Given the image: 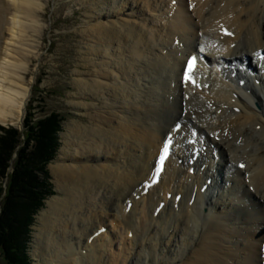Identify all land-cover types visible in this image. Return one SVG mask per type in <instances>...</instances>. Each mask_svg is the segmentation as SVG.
I'll list each match as a JSON object with an SVG mask.
<instances>
[{"label": "bare ground", "instance_id": "6f19581e", "mask_svg": "<svg viewBox=\"0 0 264 264\" xmlns=\"http://www.w3.org/2000/svg\"><path fill=\"white\" fill-rule=\"evenodd\" d=\"M80 1L89 9L83 60L92 72L75 71L83 100L73 104L88 111L90 96L98 105L92 125L65 124L63 159L53 167L63 196L37 216L35 258L97 264L108 254L116 264L141 241L137 260L264 264V0ZM45 2L0 0V123L23 114L35 50L27 32L41 27ZM200 52L197 84L182 80L186 57Z\"/></svg>", "mask_w": 264, "mask_h": 264}, {"label": "rangeland", "instance_id": "374dc122", "mask_svg": "<svg viewBox=\"0 0 264 264\" xmlns=\"http://www.w3.org/2000/svg\"><path fill=\"white\" fill-rule=\"evenodd\" d=\"M89 9L80 0H47L41 11L39 12V21L41 27L37 32L29 30L27 32V42L34 46V53L30 55L27 73L25 74V84L29 87V97L21 118L15 122L0 123V125H15L23 127V122L28 113L34 112L35 117H43L52 111L59 112L62 115V128L59 132L60 146L56 157L49 163L50 181L53 183L54 194L45 200V205L35 215L34 223L31 225L30 240L27 252L32 260V264H41L33 254V243L35 226L37 225L38 214L47 206V201L53 196H63L61 190H58L55 181L53 167L59 164V160L63 159L62 150L66 148L63 141V134L66 130L65 124L77 120L84 124L92 125V119L88 113L95 112L98 105L96 100L90 96L85 99L92 106L88 111L86 109L78 110L73 102H81L83 99L74 95L76 89L74 80L77 78L75 73L79 65H84L83 70L92 72V67L83 60V51L87 46L86 36L82 33L85 28L86 16ZM97 18V17H96ZM9 35L6 32V35ZM26 38V36H25ZM31 42V43H30ZM89 94V93H88ZM212 104H210L211 106ZM72 149V148H71ZM125 210V208L123 209ZM40 226V225H38ZM118 233V238L124 234H120L118 228L113 229ZM113 233V231H112ZM114 233V234H115ZM129 241L131 242V238ZM145 244V242H144ZM141 241L135 245V248L127 258L129 261L124 262L119 258L116 264H176L165 263L163 256L160 254L156 259L152 256L150 259L137 260L134 257L141 249ZM148 246V243L145 244ZM117 248V245H115ZM110 253L116 254V251L110 250ZM110 255H105L97 264H115ZM0 264H5L0 253ZM90 264V263H88ZM93 264V263H92Z\"/></svg>", "mask_w": 264, "mask_h": 264}, {"label": "trees", "instance_id": "16d2710c", "mask_svg": "<svg viewBox=\"0 0 264 264\" xmlns=\"http://www.w3.org/2000/svg\"><path fill=\"white\" fill-rule=\"evenodd\" d=\"M62 115H26L23 127L0 125V253L5 264H32L35 215L54 194L49 163L60 146Z\"/></svg>", "mask_w": 264, "mask_h": 264}, {"label": "snow or ice", "instance_id": "6c2138e0", "mask_svg": "<svg viewBox=\"0 0 264 264\" xmlns=\"http://www.w3.org/2000/svg\"><path fill=\"white\" fill-rule=\"evenodd\" d=\"M167 150V146L165 147V151Z\"/></svg>", "mask_w": 264, "mask_h": 264}]
</instances>
